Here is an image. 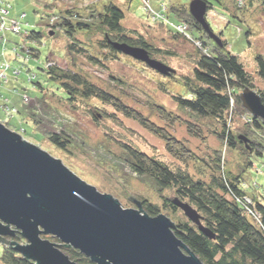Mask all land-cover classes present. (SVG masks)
<instances>
[{
  "label": "rangeland",
  "instance_id": "obj_1",
  "mask_svg": "<svg viewBox=\"0 0 264 264\" xmlns=\"http://www.w3.org/2000/svg\"><path fill=\"white\" fill-rule=\"evenodd\" d=\"M110 1L101 0L96 5L99 7ZM113 1L125 11V18L122 21L127 29L140 31L148 42L169 52L167 55L163 54L156 58L168 63L174 72L168 76L163 75L124 53L115 55V59L107 60L106 56L112 58L113 55L109 53V49L102 48L98 44L103 37L96 30L89 33L78 31L76 37L80 41L79 45L89 49L90 52L72 53L68 45L72 37L60 30L52 35L51 31L49 33L46 30L48 24H46L47 13L44 4L50 1L9 0L12 4L9 15L21 20L22 25H28V28L33 26V30L42 31L44 36L40 42H33L28 41L21 34L12 33L9 30L5 32L7 46L3 48L0 44V56L7 62L10 70L3 69L6 76L4 79L0 78V121H8L9 128L16 130L15 132L21 134L26 141L40 146L49 154L61 159L83 180L97 186L102 193L112 194L121 201L123 207L128 209L136 207L130 201V196L138 199L145 197L154 202H159L160 198L151 184L144 182L120 161V159L123 160L124 155L122 149L117 144L109 143L108 138L117 136L121 141L131 143L133 147L172 166H178L181 162L172 156L167 148L166 140L152 134L138 120L125 117L121 113L117 114L118 121L108 118L95 120L92 115L96 109H104L112 115L115 113V109L108 107V104L102 103L101 100L95 97L77 99L71 106L66 100L57 97L65 93L59 88V83L50 79L48 73L44 71L49 63L66 71L82 73L97 87L116 95L135 109L139 108L143 116L151 120L155 126L171 124L172 126L167 129H171V133L177 139H183L188 147L194 149L200 156H203L206 151L212 152L214 148L222 147L214 132L221 127L214 119L198 118L179 105L173 96L179 94L184 97L189 96L183 78L193 74L197 51L193 43L182 38L174 39L172 33L159 25V22L175 30L173 23L182 21L170 11L168 4L179 2L189 5L193 0H149L151 8L163 15L154 20L145 9L143 0ZM209 1L212 8H209L207 18L211 28L218 35L223 32L222 38L228 41V49L240 57L248 71L255 74L256 56L258 54L264 56V4L254 2L252 7H246L241 13L234 12L233 0ZM95 2L97 1L53 0L54 4L50 11L56 9L60 12L70 9L77 12L78 10L87 18L89 15L85 13L92 10L88 4ZM23 14L25 15L22 18ZM251 30L252 33L248 34ZM189 31L195 37L200 35L192 27ZM24 42H28L27 46L36 47L39 50L38 58L30 57L27 51L16 44ZM90 53L99 57L103 61L102 65L90 60L88 58ZM48 59L50 60L47 61ZM115 78L120 79L124 85H120ZM26 97H28L27 100ZM149 101L151 105L159 104L165 107L168 114L169 112L173 114V118L165 117L166 120L163 121L164 116L161 118L160 115L163 113L159 107L154 110L144 106V103L147 104ZM177 116L195 123L198 129L200 128L199 136L197 133L188 131L186 122L173 120ZM242 122L240 121V124ZM63 130L73 134L74 141L69 150L60 148L49 138L50 134L58 135ZM99 147H105V149H99ZM224 152L227 168L237 171L238 165L243 166L242 162L246 159L238 150L233 151L228 148L226 150L224 147ZM252 158L253 165H248L247 168L243 166V169H246L244 180L247 182L248 191L264 195V156ZM191 171H193V163ZM166 193L168 191H165ZM169 217L176 223L172 216ZM4 246L0 242V254Z\"/></svg>",
  "mask_w": 264,
  "mask_h": 264
},
{
  "label": "trees",
  "instance_id": "obj_2",
  "mask_svg": "<svg viewBox=\"0 0 264 264\" xmlns=\"http://www.w3.org/2000/svg\"><path fill=\"white\" fill-rule=\"evenodd\" d=\"M96 1L88 4L92 10L88 9V13L84 12L89 15L87 18L78 10L77 12L70 9L60 12L56 10L55 14L49 13L54 11L46 10V24H48L46 30L49 33L60 30L72 37L70 39L72 41L68 43L69 49L72 53L83 51V54L90 50L79 45L80 41L76 33L78 31L89 33V31L96 30L103 37L98 44L102 48L109 49V53L113 55L112 58L106 56L107 60L115 59L121 53L116 50L112 42H124L131 46L146 48L154 59L169 53L148 42L140 31L127 29L122 21L125 18V11L113 0L99 7L96 4L101 0ZM205 1L208 7L212 8L210 1ZM254 2L264 4V0H243L244 5L240 7L239 3L233 0L234 12L242 13L246 7H252ZM49 6L51 5L45 8L50 9ZM189 6L190 4L179 2L169 4L170 11L175 16L181 21L189 22L192 28L200 33L199 37L193 36L195 40L202 42L201 46L198 47L194 41L159 22V25L172 33L174 39L182 38L193 43L197 51L193 74L183 78L189 96L184 97L180 94L173 96L179 105L194 113L198 118H211L216 121L221 128L215 129L214 132L222 144L221 148H214L212 152L206 151L203 156H200L194 149H190L183 139H177L171 133V129L158 128L139 110L127 107L121 98L97 87L82 73L79 74L73 70L66 71L59 66H47L44 71L48 73L50 79L59 83V88L65 93L63 96H57L56 93L53 95L66 100L71 106L77 99L95 97L102 103L115 107L124 116L138 120L167 141L168 150L177 161L181 162L178 166L159 161L128 144L125 147L128 150L123 155V160L120 159L134 174L142 178L144 182L151 184L159 195V202L150 201L145 197L141 198L145 213L156 216L165 212L172 216L176 220L175 233L177 236L205 264H264V195L248 191L247 182L244 180L246 169H243V166L247 168L248 165H253L252 157L264 156V120L250 116L240 100V92L249 86L260 94L264 103V56L262 54L256 56L257 71L255 74L251 73L240 57L228 49V41L222 38L223 32L218 35L211 28L220 41L212 39L211 34L193 17ZM52 18H56L57 21L51 23ZM24 28L27 33L24 32L21 35L25 36L28 41L40 42L44 36L42 31L33 30V27L24 26ZM251 33L252 30L248 31V34ZM16 44L19 45V43ZM23 50H27L30 57H39V50L36 47L27 46ZM88 56L94 63L102 65L103 61L93 53ZM160 61L164 63V60ZM115 79L120 85H124L120 79ZM38 84L41 86L40 83ZM159 108L167 114H165L166 118H173V114L171 112L168 114L165 107L161 105ZM99 111L93 112L95 120H98ZM236 118H238L237 123ZM175 119H178V122H186L188 131L197 133L199 136L200 128L198 129L195 123L178 116L173 120ZM240 121L243 122L240 124ZM3 123H7L9 127L8 121ZM60 133L50 134L49 138L60 148L69 150L74 141L73 134L65 130ZM224 147L226 150L227 148L233 151L238 150L246 159L242 162L243 166L241 164L237 166V171L227 168ZM100 148L105 149V147ZM192 163L193 171H191ZM165 191L168 193L165 194ZM175 200L186 202L196 209L202 226L209 230L211 236L206 235L199 226L191 222L175 205ZM44 237L53 242H60L56 237ZM14 239L23 241L20 236ZM62 250L76 262L95 264L78 250L67 247H62ZM0 262L2 264H32L8 246H4L0 254Z\"/></svg>",
  "mask_w": 264,
  "mask_h": 264
},
{
  "label": "water",
  "instance_id": "obj_3",
  "mask_svg": "<svg viewBox=\"0 0 264 264\" xmlns=\"http://www.w3.org/2000/svg\"><path fill=\"white\" fill-rule=\"evenodd\" d=\"M193 17L211 38L220 40L206 18L208 3L193 0ZM53 32L50 34L52 35ZM117 51L143 62L163 75L174 69L151 57L146 48L112 42ZM243 107L264 120V103L246 86L240 92ZM123 207L110 193L83 180L61 159L0 121V242L32 264H83L64 253L78 250L95 264H205L175 233L165 213L150 216L142 201ZM191 222L211 236L190 204L175 200ZM20 236L23 241L14 237ZM44 236L56 237L53 242Z\"/></svg>",
  "mask_w": 264,
  "mask_h": 264
},
{
  "label": "built area",
  "instance_id": "obj_4",
  "mask_svg": "<svg viewBox=\"0 0 264 264\" xmlns=\"http://www.w3.org/2000/svg\"><path fill=\"white\" fill-rule=\"evenodd\" d=\"M51 1V0H48ZM145 9L147 10L148 14L153 17L152 20L161 18L160 16L163 17L162 13L156 12V10H153L150 5L149 0H143ZM237 3H239L240 7L244 5L243 0H236ZM12 8V4H10L9 0H0V44L2 45L3 48H6V37H5V32L7 30L11 31L12 33H27V30L24 28L25 25H22L21 20L18 18L11 17L9 15L10 9ZM167 9V6H165ZM25 14H23L22 18L24 17ZM56 18H52L50 20L51 23H55ZM159 21V20H156ZM28 27V25H27ZM191 24L189 22L182 21L181 23H173V28H175L176 31L179 33L183 34L187 39L194 41L197 43L198 47L201 46L202 42L199 40H195L193 34L189 31V28H191ZM18 45V44H17ZM20 47H22V50L24 48H27V42H24L22 44H19ZM27 51V50H26ZM49 66L53 65V63H49ZM47 65V66H48ZM10 70V67L7 65V62L1 58L0 56V78L4 79L6 76L5 71ZM17 72V70H16ZM28 97H26V100Z\"/></svg>",
  "mask_w": 264,
  "mask_h": 264
},
{
  "label": "flooded vegetation",
  "instance_id": "obj_5",
  "mask_svg": "<svg viewBox=\"0 0 264 264\" xmlns=\"http://www.w3.org/2000/svg\"><path fill=\"white\" fill-rule=\"evenodd\" d=\"M83 99V98H82ZM88 99V98H87ZM124 105H126L127 107H129V108H133V109H135L134 107H132L131 105H129V104H126V103H124ZM144 106H146V107H151V108H153L154 110H156V108L157 107H160L161 105H156V104H153V105H151V102L149 101L147 104H145L144 103ZM108 107H111L112 109H115V107H113V106H111V105H109L108 104ZM136 109L137 110H139L140 111V109L139 108H137L136 107ZM135 109V110H136ZM99 111L98 113V120L99 119H106V118H108V119H110V120H114V121H118L116 118H118V116H117V114L118 113H121V112H119L117 109H115V113H114V115H112V114H110L108 111H106V110H101V109H96V110H94L93 112H95V111ZM162 112V111H161ZM163 114H161L160 116H161V118L163 119V121H164V119L166 120V118H165V114H164V112H162ZM121 114H123V113H121ZM142 114V113H141ZM124 115V114H123ZM92 117H93V115H92ZM125 117H127V116H125ZM94 118V117H93ZM130 118V117H129ZM132 119V118H131ZM135 120V119H134ZM169 120V119H168ZM135 121H137V120H135ZM100 122H102L101 120H100ZM167 125V124H166ZM144 127H145V125H143ZM170 126H172L171 124H169V126H162V125H157V127L159 128H165V129H167L168 127H170ZM145 128H147V127H145ZM147 129H149V128H147ZM150 130V129H149ZM151 131V133L152 134H154L155 136H158V134H156L155 132H153L152 130H150ZM161 137V136H160ZM108 142L109 143H114V144H117L118 146H120V148L122 149V152H123V154H125L126 152H127V150L125 149V147H126V145L128 144V145H131L132 146V144L131 143H126V142H124V141H121V139H119L117 136H112L110 139L108 138ZM137 150H139V149H137ZM141 151V150H140ZM142 152V151H141ZM112 155V154H111ZM117 157V156H116ZM132 198H136V197H134V196H130L129 197V199H130V201L133 203V204H135L133 201H132ZM138 201H143V199H138V198H136ZM146 199H148L149 200V198H146Z\"/></svg>",
  "mask_w": 264,
  "mask_h": 264
},
{
  "label": "crops",
  "instance_id": "obj_6",
  "mask_svg": "<svg viewBox=\"0 0 264 264\" xmlns=\"http://www.w3.org/2000/svg\"><path fill=\"white\" fill-rule=\"evenodd\" d=\"M49 4L51 5V6H49L50 8L53 7V4H54V3H53V0H51L49 3L44 4V7H45V6H48ZM168 5H169V4H168ZM46 10H47V11H50L49 8H46ZM53 11H54V12H52V13L55 14L56 9H54ZM46 26H47V25H46ZM32 27H33V26H32Z\"/></svg>",
  "mask_w": 264,
  "mask_h": 264
}]
</instances>
